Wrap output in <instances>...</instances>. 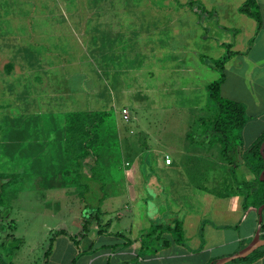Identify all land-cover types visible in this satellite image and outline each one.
Masks as SVG:
<instances>
[{
	"label": "crops",
	"instance_id": "0c3cea01",
	"mask_svg": "<svg viewBox=\"0 0 264 264\" xmlns=\"http://www.w3.org/2000/svg\"><path fill=\"white\" fill-rule=\"evenodd\" d=\"M246 1L170 0L168 9L166 0H0V52L6 44H15L14 54L0 60V67L6 61L5 70L0 68V174L13 176L6 185L19 183L21 171L36 164V171L44 168L39 156L47 151H42L44 145L56 147L51 149L54 176L78 164L79 159L68 156V138L81 150L77 157L82 156L81 142L69 130L68 117L75 113L107 114L109 124L103 128L101 122L93 130L97 139L92 149L98 158L91 174L109 191L113 171L123 168L129 184L118 193L107 192L99 213L95 212L97 219L85 231L82 207L75 209L73 229L58 228L43 261L29 250L32 245L24 249L23 237L9 263L211 264L250 242L258 227L260 199L252 196L255 172L252 162H244L248 159L244 146L264 131V0H256L259 20L240 9ZM163 16L169 21L173 17L178 33L173 42H166L171 28ZM206 16H214L224 30L236 34L229 42L212 37L215 53L226 48L218 57L201 47L209 39L204 34ZM228 50L232 55L224 63L221 93L242 102L249 115L234 151L235 165L223 155L213 125L217 109L208 103V86L221 77L215 61ZM135 63L158 64L152 79L163 81L155 91L164 102L140 108L148 120H143V111L141 123L131 125L128 103L132 102L119 100L151 90L135 88L131 74ZM172 65L174 80L168 79ZM215 71L219 77L210 81L207 74ZM123 108L128 109V120ZM148 109L155 112L153 117ZM42 112H49L47 119L39 117ZM17 114L22 116L16 118ZM185 114L190 120L184 123ZM44 120L56 125L51 134H40ZM167 120L178 126L168 131ZM19 131L25 132L21 140ZM19 142L27 156L23 162L16 155ZM144 145L151 151V178L156 175L158 180H147L140 169ZM116 151L124 155L122 161H116ZM240 167L242 172L235 173ZM57 185L65 187L64 181ZM4 202L3 192V231L10 221L13 224L10 214L4 215ZM166 204L172 211L185 209V243L176 242L169 231L161 234L169 240L167 245L156 239L144 243L142 231L154 222L172 220L164 217ZM225 264H264V247Z\"/></svg>",
	"mask_w": 264,
	"mask_h": 264
},
{
	"label": "rangeland",
	"instance_id": "374dc122",
	"mask_svg": "<svg viewBox=\"0 0 264 264\" xmlns=\"http://www.w3.org/2000/svg\"><path fill=\"white\" fill-rule=\"evenodd\" d=\"M63 2V0H58ZM161 2V0H158ZM170 1V0H169ZM166 0V6H169L168 9L171 7L170 5L172 2H169ZM49 4H52V1H49ZM213 18H210V16H206V23H204V31L205 35L209 37V39L204 40V42L201 44V47L205 48V53L208 55H212L213 57H218L225 51V47L221 49L219 54L215 53V43L212 39H216V41H224L229 42L233 41L235 37V32L233 30L226 31L221 25H218L216 22V18L212 16ZM173 19V17H172ZM167 16H163L161 20L163 22H167V24L171 29L166 31V42H173L175 37H177L178 33L175 31V25L174 21ZM191 32V31H190ZM189 32V33H190ZM192 33V32H191ZM194 37V32L192 34V38ZM8 39V38H7ZM215 41V42H216ZM15 44L13 46L11 44H6L4 46L5 50L0 52V60L10 58L14 54V48ZM169 47V46H168ZM220 48V47H219ZM212 49V50H210ZM16 51V50H15ZM157 51V49H156ZM158 52V51H157ZM153 60V59H152ZM6 62V61H4ZM4 62L2 64V68H4ZM138 62V60L136 61ZM146 65L145 63H143ZM143 64L138 65V63L134 64L133 71H131V74L133 76L135 85V88H146L152 92L154 91V94L148 92V94L142 93L139 94V96H132L131 98H122L119 100L120 103H125L126 100L129 99V102H132V105L128 103V106L131 110L132 115V121L130 122L131 125L137 123H141V112L143 113L144 117L143 120H148V116L146 113V110H139L140 108H143V106H157L159 103L163 100L155 91V89L158 88L159 85L163 84V81L154 77V80L152 79V76L156 75L158 73V64H154L152 66H144ZM0 67V68H1ZM174 68V65L170 67V74L168 79L171 77L172 80H174V73L175 70L171 69ZM5 70V68H4ZM6 72V71H5ZM5 74V73H4ZM207 77L210 79V81L215 80L219 77V72L209 73L207 74ZM173 97V96H172ZM186 100L189 102V98L186 97ZM137 108V111L135 110V107ZM245 107V106H244ZM148 111L153 112L152 117L155 115V112L153 110L148 109ZM33 115V114H32ZM49 115V112H42V114L39 115V117H43L44 119H47ZM22 114H17V117H21ZM183 122H189L190 120V114H185L183 118ZM45 121V120H44ZM121 122V121H119ZM168 131L169 128H173V126L177 125V121H166ZM46 123V121H45ZM105 127L106 123L109 124V120L106 119L105 122H103ZM117 124V122H115ZM122 123V122H121ZM125 125V123H122ZM178 126V125H177ZM176 126V127H177ZM41 125L38 124V126L35 129H39ZM44 129L41 130L40 134H51L57 127L55 124H45ZM25 132H18L19 138L24 137ZM73 138H68V156L70 158H76L78 160L77 154H81V150L78 148L77 145L73 144ZM19 151L20 153L16 154L18 158L23 162L27 156L22 155V150L20 148L21 144L19 142ZM39 145L37 146V148ZM144 153L143 156L145 157H151V151L149 150V147L147 145H144ZM33 149V148H32ZM44 154H40L39 156L42 158V162H44V168L39 169V171H36L37 169L35 166L32 167V169H28L27 171H21L22 179L19 180V183H16V185H6L3 188L4 191V205L6 204L8 213L10 214V218H12L13 226L12 228L10 226L7 227V230H2L3 227L0 226V264H4L11 260L13 258L12 252L17 247H12L11 250L8 249V245L12 242L15 243V241L22 240L24 237L26 239V243L24 246V249L26 250L28 248V245H32L29 250L34 251L37 256H41V260L43 261L44 255L47 252L50 254V246L54 242L51 239L54 237V235L57 233L58 228L66 227L67 229H73L72 221H73V212H75V209L78 207L81 208L82 216H85L86 213H90L92 210H96L98 206H101L103 203L104 196L107 195V192L113 191V193H118L120 190H123L125 187L129 186L125 171L123 168H117L113 171L110 179V190L108 191V188L100 187L101 189H97V187L93 186L92 182H89V187L87 185V182L85 183V179L83 176H80L81 167L79 164L73 165V167H67L66 172H60L59 176H54L55 174V168H52V163L55 161V159L52 158V150L55 151L56 147L52 144L44 145L43 150ZM26 151V150H25ZM38 151V150H36ZM35 156V155H34ZM38 156V155H37ZM115 159L117 162L122 161L124 158V155L120 151H116L115 153ZM32 155H29L28 158H31ZM143 157V158H144ZM76 160V161H77ZM75 161V162H76ZM141 171L145 174V177L147 180L151 178V174L149 172L148 166L144 163H141ZM151 164V160L149 162ZM94 165V164H92ZM152 166V164H151ZM241 168V167H240ZM242 172L241 170H236L235 173ZM60 174L62 176H60ZM150 174V176H149ZM20 175V174H19ZM24 175V176H23ZM245 176V175H244ZM155 178H151L154 180H158V177L153 176ZM88 180L89 178L86 177ZM53 180V182H52ZM63 182L64 181V188L60 187V185H57V182ZM255 186L253 189V197L261 199L263 197L264 193V181H260L254 176V180H252ZM156 182V181H155ZM75 183V184H74ZM80 183V184H78ZM79 185V186H78ZM154 185V184H153ZM73 187V188H71ZM77 191L74 193V191ZM74 193V195H69L70 192ZM259 193V194H258ZM69 196H71V200H69ZM78 203L79 206H71L70 203ZM252 205V204H251ZM167 211L165 212L164 217H177L179 219H183L185 216V209H181L179 211H172L171 208H169L170 204H166ZM96 213H99L97 211ZM95 213V215H96ZM109 217L111 215L109 214ZM83 220V218H81ZM6 222V220H5ZM1 224V222H0ZM8 225V224H6ZM71 231V230H70ZM7 233H9L10 237H7ZM13 233V234H12ZM13 235V236H11ZM50 237V239H49ZM56 237V236H55ZM23 238V239H24ZM23 241V240H22ZM24 243V242H23ZM22 244V242H21ZM20 244V245H21ZM53 248V247H52ZM54 249V248H53ZM49 250V251H48ZM50 256V255H49ZM51 258V257H50ZM43 263V262H42ZM50 264V263H49Z\"/></svg>",
	"mask_w": 264,
	"mask_h": 264
},
{
	"label": "trees",
	"instance_id": "16d2710c",
	"mask_svg": "<svg viewBox=\"0 0 264 264\" xmlns=\"http://www.w3.org/2000/svg\"><path fill=\"white\" fill-rule=\"evenodd\" d=\"M257 2L256 0H247L240 9L248 14L254 16L259 20V13L256 9ZM232 55V52L229 50L218 60L215 61V66L221 73V77L218 80H215L208 86L209 90V105L214 106L217 111L214 117V131L218 134L219 140L222 143V152L223 155L234 165L237 163L234 159V151L238 147L241 138V131L246 124L249 115L246 112V109L242 102L225 97L221 93V84L224 79V63L225 61ZM107 114H82L75 113L68 117L69 121V130L71 131L73 136L79 138L81 142L82 156L78 158V164L81 167L80 175H85L89 178V181H95L99 183L101 187L104 186V182L101 179L94 177L91 174L92 164L96 162L98 155L93 151L92 146L94 140L97 139V134L94 133V127L98 126L101 122L106 121ZM264 140V131L258 138L249 146H244V154L248 159H245L244 162L246 164H253V170L255 172V176L258 180H261L260 174L264 168V160L260 151L261 143ZM149 157H144V163L148 166L149 172L152 171V166L149 164ZM12 175H3L0 174V202L3 195L4 186L12 180ZM89 187V182L87 183ZM259 194V193H258ZM264 202V193L263 197L260 199L259 204ZM100 209V206L96 208V210H92L90 213H86L84 216V225L83 230L87 229L89 225H91V220L97 219V212ZM4 215L8 214V209L3 210ZM90 215V216H89ZM171 221L168 223L165 222H154L151 227L147 230H144L140 233V238L143 239V242H146L150 239L159 240L162 244H169V240L163 238L161 236L165 231H169L172 233L174 239L178 243H185V234L183 229V220L177 217H171ZM8 225L13 226L10 221ZM7 225V226H8ZM2 227L3 225L0 224ZM264 230V224L262 223V231ZM264 236V233H263ZM22 240L15 241V243H11L8 245V249L11 250L14 247H18L21 244ZM129 243V242H127ZM13 247V248H12ZM254 253V252H252ZM216 261V260H215ZM123 263H133L135 262H123ZM4 264H11L6 262ZM122 264V263H121Z\"/></svg>",
	"mask_w": 264,
	"mask_h": 264
},
{
	"label": "water",
	"instance_id": "95a60500",
	"mask_svg": "<svg viewBox=\"0 0 264 264\" xmlns=\"http://www.w3.org/2000/svg\"><path fill=\"white\" fill-rule=\"evenodd\" d=\"M260 151L264 160V140L261 143ZM260 178L261 180L264 179V168L261 171ZM263 210H264V202L260 204L259 207L257 208L258 227L250 242L246 246H244L240 251H238L236 254L223 256L217 259L216 261L212 262L211 264H225L235 258H244L247 257L252 252H254L255 250L264 247V236H263L264 232L262 231ZM122 264H133V263H122Z\"/></svg>",
	"mask_w": 264,
	"mask_h": 264
},
{
	"label": "built area",
	"instance_id": "2783aa9c",
	"mask_svg": "<svg viewBox=\"0 0 264 264\" xmlns=\"http://www.w3.org/2000/svg\"><path fill=\"white\" fill-rule=\"evenodd\" d=\"M122 111H123V116H124V118L126 119V120H128L129 119V113H128V109L127 108H123L122 109Z\"/></svg>",
	"mask_w": 264,
	"mask_h": 264
}]
</instances>
